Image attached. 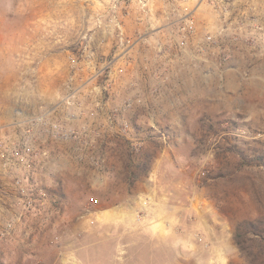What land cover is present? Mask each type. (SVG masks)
Returning <instances> with one entry per match:
<instances>
[{
	"label": "rangeland",
	"instance_id": "374dc122",
	"mask_svg": "<svg viewBox=\"0 0 264 264\" xmlns=\"http://www.w3.org/2000/svg\"><path fill=\"white\" fill-rule=\"evenodd\" d=\"M146 1L0 0V264H180L148 197L264 216V0Z\"/></svg>",
	"mask_w": 264,
	"mask_h": 264
},
{
	"label": "crops",
	"instance_id": "0c3cea01",
	"mask_svg": "<svg viewBox=\"0 0 264 264\" xmlns=\"http://www.w3.org/2000/svg\"><path fill=\"white\" fill-rule=\"evenodd\" d=\"M195 0H186L184 5H193ZM152 7L156 8L170 6L169 2L152 0ZM190 7V6H189ZM164 18L163 15H161ZM151 18H154L152 16ZM167 18V15L165 16ZM153 23H155L153 21ZM129 31L127 30V34ZM135 208V207H134ZM132 208V212L135 210ZM180 205L172 206L171 208H165L164 204L157 207L158 212H155L152 221L146 216L144 224L141 226L144 230L151 231L153 233L164 230L163 221L170 220L171 226L176 228L178 221L186 228L193 230L194 233H200L203 236V241L199 242L195 238L188 239L186 248L181 253L179 259L180 264H237L240 263L238 259V250L232 241L231 232L225 222L219 221L214 218L212 211L205 207H195L188 210V212L178 213L181 209ZM187 215L191 218L187 219ZM193 233V234H194ZM183 243V242H181Z\"/></svg>",
	"mask_w": 264,
	"mask_h": 264
},
{
	"label": "trees",
	"instance_id": "16d2710c",
	"mask_svg": "<svg viewBox=\"0 0 264 264\" xmlns=\"http://www.w3.org/2000/svg\"><path fill=\"white\" fill-rule=\"evenodd\" d=\"M253 155L248 159V163H256L264 171V150L252 148ZM241 155V160L245 161L248 156L243 150H237ZM152 154L144 152V155L137 160L131 174L136 177L141 171L146 172L151 164ZM233 240L246 264H260L264 262V216L253 219H244L238 222L233 233Z\"/></svg>",
	"mask_w": 264,
	"mask_h": 264
},
{
	"label": "built area",
	"instance_id": "2783aa9c",
	"mask_svg": "<svg viewBox=\"0 0 264 264\" xmlns=\"http://www.w3.org/2000/svg\"><path fill=\"white\" fill-rule=\"evenodd\" d=\"M142 2V5H146L147 4V1L146 0H140ZM182 0H179V2H181ZM115 22V29L117 31V35L119 36V38H122L123 37V30H122V26L120 25V23L118 22V20H114ZM195 26V23H194V19H185L184 20V24L181 28H179V32H180V37L182 40H185L186 39V36L188 33H190L193 28ZM150 197L144 199L141 203V209L136 212V220L139 221L141 219H143L145 216H149V208L151 207V204H150ZM142 209H146L145 212L142 211ZM170 223V222H169ZM167 222V224H169ZM194 237L196 238V240L198 241H203V236L202 234L200 233H195L194 234Z\"/></svg>",
	"mask_w": 264,
	"mask_h": 264
}]
</instances>
